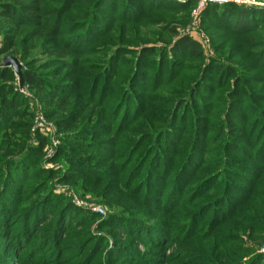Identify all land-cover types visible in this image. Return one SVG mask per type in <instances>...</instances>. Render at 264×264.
I'll list each match as a JSON object with an SVG mask.
<instances>
[{
  "label": "rangeland",
  "instance_id": "obj_1",
  "mask_svg": "<svg viewBox=\"0 0 264 264\" xmlns=\"http://www.w3.org/2000/svg\"><path fill=\"white\" fill-rule=\"evenodd\" d=\"M68 1L69 10L67 8L64 10L65 15L60 20L62 27H56L60 31L56 32L52 39L46 35H40L36 39L23 37L22 33L32 30L31 27H17L13 33L11 29L13 25L6 19L0 18V52L8 50L5 54L0 53V97H6L11 103V107L7 108L3 104L5 102L0 98V160L4 164L7 160L17 161L22 155L32 160V156L23 151L26 145L40 150L34 155L37 156L35 161L39 171L35 164L24 166V168L19 167L20 174L12 177L6 167L0 171V194L4 193L6 197L9 194L11 196L17 194V202L5 200L4 195L2 203L0 202V264H263L264 232L255 230V233L260 235H251L236 229L238 227L246 228L247 225L236 222L227 223L228 220H226L232 215L240 216L242 210L244 212L247 210L246 203L252 199L249 196V187H242L243 190H247V194H243L241 191L236 193L233 188L229 189L224 202H220L223 200V195L226 194L221 195V193L226 190L228 184L222 185L225 183L224 181L230 180L229 173L226 171L237 170L231 163H226L223 168L217 169V172L211 176L213 177L211 181L208 182L204 178L206 172L214 171L211 165L206 166L205 159L209 157H206V154H201L199 150V147L205 149L206 144L217 142L215 141L217 127L212 121V113L200 115L201 118L204 116L201 135L203 141L197 148L199 153L195 151L197 154L194 155V158L198 156L195 163L191 162L189 166L184 163L178 170L183 162L174 166V158L179 150L180 152L185 150V146H182L183 143L175 145V143L167 142L164 139L166 136H164L162 139L165 142L161 139L157 150L162 155L159 164L164 166L162 159H166L165 161L168 163V167H165L166 175L159 179L158 183L152 181L143 194L131 195V199L124 206L116 205V202L109 196L106 199L100 198V195L94 196L90 188L85 189L82 186L79 188L80 180L72 181L74 177L64 180L67 172L71 170V165L67 162L68 159H58L61 154L60 142L63 137L69 135L66 131L67 124L72 123V120L69 121L67 118L66 127L61 123V119L67 116V109L63 110L61 104L53 99V94L45 91L38 82L47 80L51 83H66L67 96L64 97H71L69 100H72L74 107L76 104L77 108L82 109L78 104L89 103L92 97L90 89L89 99H85L87 92L82 91L84 87L79 89V85L75 81V78L82 72L83 76L93 74L91 87L93 89L96 77L103 74L106 69L107 77L100 78L103 86L99 87L95 99H105L109 90H114L116 96L120 98L119 104L123 98H126L127 102L130 100L126 93L133 87L132 81L138 79L137 76H139L140 82L146 78L147 84H150L156 82L158 74L163 87L158 90L159 86H155L151 91L158 90V92L155 91L157 94L153 93L158 98L157 101L151 102L152 99L149 98L150 96L147 97L145 90L139 91V95L133 98V100L139 99L136 109H133L136 116L128 122L119 123L118 126L114 121L115 118L111 117L110 125L105 127L106 132L111 126L114 136L120 135L122 138L128 139L125 146L129 148L130 155L134 151V163L142 154L146 157L156 145H149L151 140H146L145 137L154 136L162 130L170 114H176L179 117L177 126L174 127L175 131L180 130L177 138L185 141V138L189 137L192 126L187 121L185 127L183 110L181 108L175 110L171 103H174L177 98L179 101H186L184 106L192 103V97H189L188 92L178 91L180 88H189L191 92L197 88L196 92L200 96L206 97L207 94L205 102L211 101L212 91L207 89L209 87L205 85L206 81L197 87L201 82V76L196 82L189 81V83L183 84L182 80L184 77L199 74L198 71L192 72L193 69L201 70L208 63L219 58L221 54L224 55L225 52L215 53L211 46L212 43L219 40L218 36L231 41H235L237 36L226 35L223 32L221 35H215L209 30L204 31L201 23L199 24L200 20H198V24L192 26L193 19L190 14L191 23L182 27L174 26L178 34L173 40L168 41L165 39L169 28L168 22L180 19L183 12H165L163 8L143 7L142 4L136 3L130 5L124 1L116 0H112L113 5L110 9L99 10L96 6L97 3L93 0ZM74 2L76 3L74 4ZM128 5L133 12L128 9ZM116 7L118 11L115 14L114 8ZM86 12L89 13L82 20V13ZM63 20L67 24H64ZM88 22L96 23V25L91 24L93 27L91 32H82ZM122 22L127 23L125 24V33H120ZM103 23L104 25L99 26ZM113 26L114 31H111ZM138 31H140V37L136 34ZM258 33L259 39L257 37L256 39L258 42L262 39L263 42L264 25L258 29ZM95 36L99 37L94 40ZM151 38L152 40H149ZM183 38L193 40L202 48L203 61L188 62L187 59L179 58V65L185 67L188 64V71H184V69L179 71V69L173 75H170L172 72L168 75L167 69L178 60L171 56L170 46L175 45ZM108 40H112L114 44L109 43ZM231 41L229 44L226 41L224 46L227 48L235 46ZM115 44H121L126 51H119L121 47ZM258 44L262 43H255L254 46ZM106 45L109 47H105ZM105 48H108V51ZM255 48L253 50H257ZM23 49H27L28 52L25 53ZM41 50L63 51L58 53L63 54L61 61L63 64L58 71L54 69L56 61H51L57 54L54 57H46L42 55ZM241 50L239 46L233 48L231 52H240ZM120 54L122 59L119 65L105 68L106 62L108 65L111 57L118 56L119 58ZM49 58L50 60H48ZM6 59H14L20 67L19 71L16 72L11 63L5 65ZM46 59L47 62H45ZM50 61L52 63H49ZM77 63H80V66H77ZM193 65L199 67L196 68ZM26 70H29L34 80L28 81L23 77V72ZM59 76H63V78L59 80ZM105 86L108 88L105 89ZM46 87L49 88V86ZM45 97L52 100L50 106L48 102H45ZM142 97L144 98L141 99ZM106 103L114 104V99L109 98ZM177 105L179 106L178 103ZM189 109L193 117H199L196 109L191 107ZM140 117L142 119H139ZM154 122H158V124ZM172 123V121H168L167 127ZM140 124H143L142 128L144 129L147 126L151 128V133L144 134ZM25 127L27 136L21 132L18 133ZM77 127L79 125L72 129ZM134 127H136V133ZM159 134L156 135L158 139L160 138ZM17 135L22 136L21 142L18 141ZM139 140H142L145 145L135 153L136 143ZM219 141L221 142V140ZM21 144V148L17 147ZM171 144L174 146L173 149H169ZM250 151L242 150L243 153L233 151L231 153L233 161L249 164L254 160L258 164V160L254 159ZM83 156L86 157L85 160L77 161L79 166L84 164L91 166L93 163H89V160L94 158L92 153H83ZM179 160L177 157L175 162ZM92 168H97V165ZM38 172L40 174L34 177L33 173L38 174ZM115 172H117L116 169L112 173ZM238 172L241 173V171ZM218 176L219 178H217ZM140 177L143 181L139 185L147 183L150 179L146 176V170L141 172ZM104 178L105 176L100 177L101 188L106 185ZM26 180V185L23 187L22 183ZM171 180L176 182L174 188L172 187L175 182L171 184ZM45 182L53 195L65 198L77 210L73 218H77V214L80 216L83 213L79 217L80 219L74 221L71 233L69 231L61 232L58 235H53V239L50 237V233L54 231L49 228V225H43L39 229L40 222L33 224V221L25 222L22 219V216L25 217L24 214L27 213L25 211L32 204L29 199L33 195L34 198L36 196L40 198L43 197L40 195L44 194L45 196L48 193L44 185ZM34 185H37L35 189L29 191V188ZM15 188H18L22 194ZM24 192L27 195L25 198ZM46 202L47 200H45ZM24 203L27 208H24ZM4 212L5 215H3ZM109 218L111 219L107 221ZM24 225L25 227H23ZM86 230L87 232L81 233ZM231 230H234V233ZM16 231H18L17 236ZM73 234L77 235L72 237ZM87 235V238H84L79 244H75L77 238ZM229 237H233V240H241V243H235L232 251L219 247L221 243H226V245L230 243Z\"/></svg>",
  "mask_w": 264,
  "mask_h": 264
},
{
  "label": "trees",
  "instance_id": "obj_2",
  "mask_svg": "<svg viewBox=\"0 0 264 264\" xmlns=\"http://www.w3.org/2000/svg\"><path fill=\"white\" fill-rule=\"evenodd\" d=\"M93 1L97 3L96 6L99 10L110 9L113 5L112 0ZM116 1H124L125 3L130 5L134 3L142 4L143 7L150 6L154 8H163L165 12H183V15L180 19L171 20L170 22H168L169 28L168 32H166L167 36H165V39L168 41L173 40V38H175L178 34L174 26L182 27L191 23L190 14L196 5L195 2H188L180 5L170 0ZM75 3L76 2H74V4ZM68 7V0H0V18L6 19L10 22V24L13 25L11 28L13 33L14 29L17 27H31L32 30L22 33L23 37L36 39L40 35H46L47 37L50 36L52 39L54 37V34L60 31L59 29H56V27H62V21L60 20L65 15L64 10L66 8L67 10H69ZM127 7L128 9H130L129 5ZM132 9L134 10V7ZM114 10L116 11V14L118 8L116 7L114 8ZM88 13L89 12L82 13V20L88 15ZM198 20H200L199 24L201 23L204 31L209 30L212 32V34L215 35H221V33L223 32L226 35H233L234 37L237 36L235 41H231L228 38V40L226 38L223 39L221 38V36H218L217 39L219 40L212 43L211 46L215 53L221 54L225 52L224 55L221 54L219 58L211 61L201 70L193 69L192 72L198 71L199 74L195 72L196 74H194L193 76L184 77V79L182 80L183 84L189 83V81L196 82L199 76H201V82L197 85V87H199V85L203 81H206L205 85L209 87L207 89L212 91L210 99L211 101H209L208 103L205 102L204 99L207 98V94L206 97L200 96L196 92L198 91L197 88H195L193 92H191L189 88H180L178 91L181 90L188 92L187 94L189 95V97H192L193 99L192 103H188L187 106H184L186 101L182 102L179 101V98H177L176 100H174V103H171V105H173L175 110H178L180 108L183 110L185 114V127L187 126V121H189L188 124L192 126L189 137L185 138V141L177 138V134L180 130L175 131L174 127L177 126L179 117H177L176 114H170L167 117L165 126L162 130L157 132L154 136L148 135L145 137L146 140H151L149 145H156L146 155V157H144L142 154L134 163V151L130 155L129 148L125 146L128 139L122 138V136L120 135L114 136V133L112 132L113 128L111 126L109 128V131L106 132L107 130L105 129V127H108L110 125L111 117L115 118L114 121L118 126L119 123L123 124L124 122H128L136 116L134 114V110L137 107V101L139 99L133 100V98L134 96L139 95V91L145 90L147 97L150 96L149 98L152 99L151 102H156L158 98L154 96L153 93L157 89L159 90L163 87V84H161L162 81H160L158 74L156 76V82L150 84H147L146 78L143 79V82H140L139 76H137L138 79H134L132 81L133 87L126 93V95H129L130 100L127 102V99L123 98V101L121 102V104H119L120 98L116 96L114 90H109V94L105 97V99H95L99 87L103 86L100 78L105 79V77H107L106 69L104 70L103 74H99L96 77L93 89L91 88L94 78L93 74H91V76H83L82 72L75 78V81L79 85V89L80 87H84L82 91L87 92V96L85 99H89L88 94L90 92V89L92 90V97L90 102L78 104L82 107V109L77 108L76 104L74 107V103H72V100H69L71 97H64L67 96L66 83H51L47 80L42 82L38 81L43 86V89L45 91L53 94V99H56L58 103L61 104L63 110L67 109V116L61 119V123L66 127L67 118L69 119V121L72 120V123L69 122L67 124L66 131H68L69 135L63 137L60 142L61 154L58 159H68L67 162L71 165V170L67 172L64 180H69V178L74 177L72 181H74L75 179L80 180L79 188L81 186L85 189L90 188L94 196L100 195V198L105 199L109 196L111 199H113V201L116 202V205L122 204L124 206L125 203L129 199H131V195L138 196V194H143V191H146L148 189L152 181L158 183L159 179H162L163 176L166 175L167 169L165 167H168V163L167 161H165L166 159H162L164 166L162 164H159L162 155H160L159 151L157 150L158 144L164 136H166V138L164 139L167 142L175 143V145L177 143H183L182 146H185V150H183L182 152H180L179 150L174 158V166H176L175 164H178L179 162H183L178 170L182 168L184 163H187V165L189 166L191 162L193 164L197 161L198 156L197 158H194V155L199 153V151H197V148L203 141L201 135L204 116L203 118H201L200 115L202 113H204V115L212 113V121L215 122L217 127V130L216 128H213L214 130H216L215 136H217V139L215 141L217 142L211 143L210 145L206 144L205 149H201L199 147V150L201 154H206V157H209L208 159H205L207 162L206 166L211 165L214 171L206 172L204 178L209 182L213 179V177L211 176H213L214 173L217 172V169L223 168L224 164L231 163L233 165V168H235V170L237 171H226L227 173H229L228 177L230 180L224 181L225 183H223L222 185L224 186L228 184L226 190H223L221 193V195L223 193L226 194L223 195V200H221L220 202H224L225 198L227 197V193L230 191L229 189L232 188L236 191V193H240L241 191L243 194H247V190L242 189L243 186L249 187L248 192L249 196L252 197V199L251 201L249 199L246 203L247 210H245V212L244 210H242L240 216L232 215L228 217L226 219L228 220L227 223L236 222L237 224H245L247 225L246 228L238 227L236 229L251 235H260L258 233H255V230L264 232V38L263 42L262 39L259 42L257 39H259L258 29L264 25V9L256 7H246L233 3L224 5L209 4L206 5L205 8L198 14L197 24ZM141 22L143 23L142 20ZM63 23L67 24L64 20ZM91 24L96 25V23L88 22L85 24V29L82 32H91V30L93 29ZM125 24L127 23L122 22L120 33H125ZM100 25L102 26L104 25V23L99 24V26ZM111 31H114V26ZM136 34L138 37L141 36L140 31H138ZM97 37L99 36H95L94 40L97 39ZM149 40H152V38ZM108 41L109 43L114 44L112 40ZM226 41H228V44L231 41V43H234L235 46L227 48L226 46H224V43ZM255 43L262 44L254 46ZM115 45L121 47L119 51H126L122 48L123 46L121 44ZM239 46L242 49L240 52H231L233 48ZM105 47L109 46L106 45ZM170 47L171 48L169 50L171 56L178 60L175 64L169 66V68L167 69V71H169L168 75L171 72L172 73L170 75H173L179 69V71H181L182 69H184V71H188V64H186L185 67L184 65H179V58L187 59L188 62L203 61V53L201 50L202 48H200L196 42L190 40L189 38H183L179 40L175 45ZM254 48L257 50H253ZM105 49L106 51H108V48ZM23 50L25 53L28 52L27 49ZM7 52L8 50H3L0 53L5 54ZM59 52L63 51L59 50L57 52H51L49 50H41L42 55H45L46 57H54L57 54L56 57L51 60L56 61L54 64V69H56V71H58L63 64L61 63L63 54H58ZM234 53L236 55H233ZM119 56V58L118 56L111 57L108 65L106 62L105 68H111L114 65H119L122 59V55L120 54ZM48 60H50V58ZM51 61L49 63H52ZM45 62H47V59L45 60ZM77 66H80V63ZM193 66L196 68L199 67L196 65ZM23 77L28 81L34 80V78L31 77L29 70L23 72ZM62 78L63 76H61L59 80ZM144 82L145 84H143ZM46 86H49V88ZM155 86L159 87L154 92H151L154 89L153 87ZM106 88L108 87L105 86V89ZM158 90L156 92H158ZM172 91L178 92L176 90ZM156 92L155 94H157ZM159 96H161V94H159ZM0 98L5 102L3 104H5L7 108L11 107V103H9L6 97ZM109 98L114 99V104L106 103ZM143 98L144 97H142L141 99ZM45 99V102H48V105L50 106L52 100L48 97H45ZM177 103L179 104V106L177 105ZM190 107L196 109L199 117H193V115L190 113ZM139 119H142V117H140ZM168 121L173 122L169 127H167L166 125L168 124ZM155 124H158V122ZM178 124H181V122H178ZM76 125H79V127L72 129V127H75ZM142 125L143 124H140L139 126L142 130H144V134H150L151 128L147 126V128L144 129L142 128ZM211 125L214 124L211 123ZM71 129L72 131H70ZM133 129L136 133V127H134ZM20 132L24 136H27L26 127L18 133ZM157 134L160 135L159 139L156 137ZM17 136L18 141L21 142L22 136ZM219 140H221V142ZM161 141L165 142L163 139ZM229 142L232 143L228 144ZM144 145V142H142V140H139L136 143L137 149L135 153H137L142 147H144ZM250 145L253 146L249 147ZM17 147L21 148L22 144L21 146ZM173 148L174 146L171 144L169 146V149ZM241 149L244 151L251 150L250 154H253L254 159L256 158L258 160V164H256L254 160H252L253 163L249 164L235 163L232 159L231 153L233 151L243 153ZM23 151L32 156V160H29V158H25V155H22L17 161L7 160L4 164L2 163V160H0V171L3 170L4 167H6V170H8L10 173L9 175L12 177L14 175L20 174V168H24V166L27 165L35 164L38 169L37 162L35 161L37 159V156L34 155L38 153V151L40 152V150L31 148L26 145ZM195 151L197 153H195ZM83 153H92V156H94V158L89 160V163H93L91 166H87L83 163L84 165L80 167L77 163V161L80 162L85 160L86 157L83 156ZM177 157H179L180 160L178 162H175ZM95 165H97V168L93 169L92 166ZM114 169H116L117 172L112 173ZM144 170H146V176L150 177V179L147 183L139 185V183L143 181L140 176L141 172ZM158 170L159 172H157ZM238 171H241V173H239ZM39 174V172L38 174L33 173L34 177ZM101 176H105L104 179L106 180V185H104L103 188H101L99 182ZM219 176L217 178H219ZM27 178L29 179V176ZM5 182L7 183L6 178ZM26 182L27 180L22 183L23 187H25ZM174 182V180H171V184H174ZM44 185L46 186V190L48 191V193L45 196L44 194L40 195L43 196L40 198L39 196H36L34 198V195H31L32 197L29 199V201L32 204H30V207L27 209V211H25L27 213L24 214L25 217L22 216V219L25 222H27L28 220L33 221V224L34 222H40V225L38 226L39 229H41L43 225H49V228L54 231L50 233V237L52 239L53 235H58L61 232L67 233L69 231V233H71L70 231L72 227H74V221H76V219H80L79 217H81L83 213H81L80 216L79 214H77V218H73V215L74 213H77V210H75L70 205L69 201H67L65 198L53 195L48 189L49 187L47 182H45ZM175 185L176 182L172 188H174ZM36 186L37 185L31 186L29 188V191H33ZM15 190L18 191V188H15ZM18 192L22 194L21 191ZM3 195L4 193L0 194L1 203L3 201ZM23 195H25L24 198L27 196L25 192L23 193ZM16 196L17 194H14L12 196L9 194L7 197L4 195V198L5 200H13L17 202ZM45 200H47L46 203ZM23 205L24 208H27L25 203ZM3 215H5V212L3 213ZM87 217L89 218L91 216ZM110 219L111 218L107 219V221H109ZM25 225L23 227H25ZM17 232L18 231L15 232L16 236ZM85 232H87V230L82 231L81 233ZM231 232L234 233V230H231ZM76 235L77 234H73L72 237H75ZM87 237L88 235L80 236L75 241V244H79L84 238ZM229 239V241H231L230 243H227V245L226 243H221L219 244V247L232 251L235 243H241L240 239L233 240V237H229ZM262 263L264 264V260H262Z\"/></svg>",
  "mask_w": 264,
  "mask_h": 264
},
{
  "label": "built area",
  "instance_id": "obj_3",
  "mask_svg": "<svg viewBox=\"0 0 264 264\" xmlns=\"http://www.w3.org/2000/svg\"><path fill=\"white\" fill-rule=\"evenodd\" d=\"M175 2L176 4H185L188 2H195V8L191 12V16L193 19V24L194 26L196 22V18L198 14L205 8L206 5L213 4V5H224V4H238V5H243L246 7H256L260 9H264V0H170Z\"/></svg>",
  "mask_w": 264,
  "mask_h": 264
},
{
  "label": "water",
  "instance_id": "obj_4",
  "mask_svg": "<svg viewBox=\"0 0 264 264\" xmlns=\"http://www.w3.org/2000/svg\"><path fill=\"white\" fill-rule=\"evenodd\" d=\"M10 63L13 65L15 71L18 72L19 69H20V67H19V65L17 64V62H16L14 59H6V60H5V65H9Z\"/></svg>",
  "mask_w": 264,
  "mask_h": 264
}]
</instances>
